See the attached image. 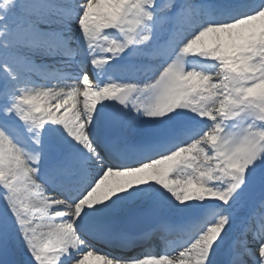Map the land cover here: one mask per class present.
I'll list each match as a JSON object with an SVG mask.
<instances>
[{
    "label": "snow or ice",
    "instance_id": "obj_1",
    "mask_svg": "<svg viewBox=\"0 0 264 264\" xmlns=\"http://www.w3.org/2000/svg\"><path fill=\"white\" fill-rule=\"evenodd\" d=\"M21 246L264 264V0H0V264Z\"/></svg>",
    "mask_w": 264,
    "mask_h": 264
},
{
    "label": "rangeland",
    "instance_id": "obj_2",
    "mask_svg": "<svg viewBox=\"0 0 264 264\" xmlns=\"http://www.w3.org/2000/svg\"><path fill=\"white\" fill-rule=\"evenodd\" d=\"M9 234L11 236H14V231L11 228H9ZM16 254H18V256H19V259H17L19 264H30L31 253H29L27 251L26 247L21 246V248L19 249V251ZM89 264H99V262L94 261V260H90Z\"/></svg>",
    "mask_w": 264,
    "mask_h": 264
},
{
    "label": "bare ground",
    "instance_id": "obj_3",
    "mask_svg": "<svg viewBox=\"0 0 264 264\" xmlns=\"http://www.w3.org/2000/svg\"><path fill=\"white\" fill-rule=\"evenodd\" d=\"M152 240H153V239H152ZM152 240H150V241H152ZM155 240H156V239H155ZM157 241H158V242H159V241L162 242V240H161L160 238H157ZM162 243H163V242H162ZM146 247H147V246H145L144 249H146ZM152 252H153V251H152ZM17 259H19L18 254H16V264H19V262L17 261Z\"/></svg>",
    "mask_w": 264,
    "mask_h": 264
}]
</instances>
